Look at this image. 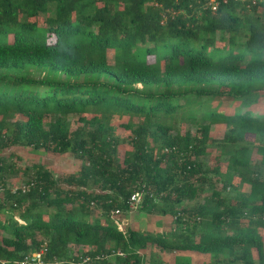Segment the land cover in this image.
Instances as JSON below:
<instances>
[{
	"label": "trees",
	"instance_id": "16d2710c",
	"mask_svg": "<svg viewBox=\"0 0 264 264\" xmlns=\"http://www.w3.org/2000/svg\"><path fill=\"white\" fill-rule=\"evenodd\" d=\"M215 1L0 0V264H264V0Z\"/></svg>",
	"mask_w": 264,
	"mask_h": 264
},
{
	"label": "rangeland",
	"instance_id": "374dc122",
	"mask_svg": "<svg viewBox=\"0 0 264 264\" xmlns=\"http://www.w3.org/2000/svg\"><path fill=\"white\" fill-rule=\"evenodd\" d=\"M261 8L257 9V12L260 13ZM112 55H109V61H112ZM231 104L227 101L226 105H223L220 109L224 111H230ZM212 137L217 138L222 132L221 126H212L211 128ZM6 153H14L21 158V163H40L45 166L47 169L52 171L56 177H66L70 173H76L79 161L74 159L68 153L66 154H52L44 151H32L27 147H14L5 151ZM23 185V180L14 178L10 183L12 190H15L18 187ZM63 188H67L66 185H62ZM2 195V190L0 188V197ZM111 218L117 222V226L120 229L135 227L145 231L151 232H166L170 230L174 225L172 218L169 215H162L158 213H146L139 210V208H130L129 211L124 213H113Z\"/></svg>",
	"mask_w": 264,
	"mask_h": 264
},
{
	"label": "built area",
	"instance_id": "2783aa9c",
	"mask_svg": "<svg viewBox=\"0 0 264 264\" xmlns=\"http://www.w3.org/2000/svg\"><path fill=\"white\" fill-rule=\"evenodd\" d=\"M208 4H209V6L211 8V11H215L216 10L217 2L215 0H208ZM23 189H24V187H23ZM141 199H142L141 193L134 192L133 194H131L130 199H129L130 208H137L138 205L141 202ZM42 253H43V251L35 252V253L32 254V256L30 258L34 262L41 263V255H42Z\"/></svg>",
	"mask_w": 264,
	"mask_h": 264
}]
</instances>
